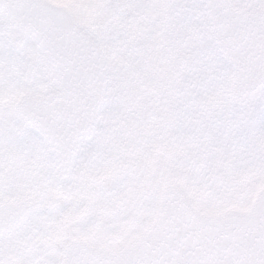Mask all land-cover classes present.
Here are the masks:
<instances>
[{
    "label": "snow or ice",
    "instance_id": "6c2138e0",
    "mask_svg": "<svg viewBox=\"0 0 264 264\" xmlns=\"http://www.w3.org/2000/svg\"><path fill=\"white\" fill-rule=\"evenodd\" d=\"M0 264H264V0H0Z\"/></svg>",
    "mask_w": 264,
    "mask_h": 264
}]
</instances>
